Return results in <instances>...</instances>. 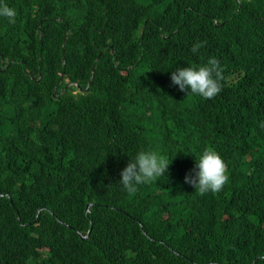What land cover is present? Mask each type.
<instances>
[{"label": "trees", "instance_id": "16d2710c", "mask_svg": "<svg viewBox=\"0 0 264 264\" xmlns=\"http://www.w3.org/2000/svg\"><path fill=\"white\" fill-rule=\"evenodd\" d=\"M5 4L0 264H264V0ZM213 56V99L171 83ZM206 148L229 181L200 195L185 176ZM141 151L170 164L129 193Z\"/></svg>", "mask_w": 264, "mask_h": 264}, {"label": "clouds", "instance_id": "9594fccd", "mask_svg": "<svg viewBox=\"0 0 264 264\" xmlns=\"http://www.w3.org/2000/svg\"><path fill=\"white\" fill-rule=\"evenodd\" d=\"M0 16L6 17L10 23H15V9L0 5ZM203 47V42L193 44L191 51L195 54ZM223 67L213 56L201 66L179 67L171 72L170 80L178 86L180 91L190 89V93L198 95L205 100L216 97L222 90ZM264 127V122H261ZM170 162L155 151H141L129 160L120 173L119 183L124 190L134 193L136 185L155 182L164 175ZM194 174H186L185 182L195 188L200 195L218 193L228 183L227 165L222 157L211 148H206L196 161Z\"/></svg>", "mask_w": 264, "mask_h": 264}, {"label": "water", "instance_id": "95a60500", "mask_svg": "<svg viewBox=\"0 0 264 264\" xmlns=\"http://www.w3.org/2000/svg\"><path fill=\"white\" fill-rule=\"evenodd\" d=\"M77 88H78V87H77ZM87 88H88V87H87ZM87 88H86L85 90H87ZM90 206H92V204H88V205L86 206V210H88V208H89ZM89 232H90V229H89ZM89 232L87 233L86 236H81V235H80V238H81L82 240L86 239L87 236H88V234H89Z\"/></svg>", "mask_w": 264, "mask_h": 264}]
</instances>
